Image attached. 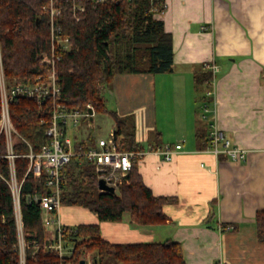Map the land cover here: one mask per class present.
<instances>
[{
	"label": "crops",
	"instance_id": "obj_1",
	"mask_svg": "<svg viewBox=\"0 0 264 264\" xmlns=\"http://www.w3.org/2000/svg\"><path fill=\"white\" fill-rule=\"evenodd\" d=\"M163 6L156 17L171 34L172 71L117 74L110 86L118 114L129 112L122 99L132 94L139 97L133 101L142 112L139 120L156 126L148 145L135 135L144 150L183 141L170 162L147 153L137 163L153 195L175 200L162 207L168 220L140 225L124 213L120 221L99 222L89 210L68 206L59 209V221L68 228L98 225L101 237L114 244L170 239L180 244L185 264H264L254 220L264 210V0H163ZM209 61L218 66L211 82L217 125L247 151L244 161L215 158L196 141V131L208 132L200 119L207 90L195 86L194 75ZM157 90L164 99L158 110ZM65 133L79 142L68 128Z\"/></svg>",
	"mask_w": 264,
	"mask_h": 264
},
{
	"label": "trees",
	"instance_id": "obj_2",
	"mask_svg": "<svg viewBox=\"0 0 264 264\" xmlns=\"http://www.w3.org/2000/svg\"><path fill=\"white\" fill-rule=\"evenodd\" d=\"M83 12L73 13L70 1L55 0V23L69 38L71 49L55 64L59 98H46L38 105L35 99L19 98L9 104L12 124L27 141L33 153L49 143L45 135L54 102L83 111L89 104L94 114L109 115L115 125L114 142L121 151H143L123 116L105 104V92L115 75L164 74L173 69L171 34L156 17L163 11V0H84ZM48 0H0V50L2 69L8 80L18 78L32 84L37 76L46 77L51 68L41 63L49 48ZM203 69V68H202ZM213 76L202 70L194 75L195 86L211 87ZM200 147L207 145L204 129L196 131ZM93 138L74 143V150L85 151ZM154 147V146H150ZM14 151L26 154L27 144L20 142ZM5 152V138L0 134V155ZM16 175L21 180L28 159H15ZM0 170L7 174V162L0 156ZM61 206L82 207L94 213L99 222L120 221L124 213L140 225H160L168 217L162 207L175 202L171 197L155 196L146 187L133 161L131 170L110 194L99 191L94 167L84 158H72L62 169ZM46 192L43 177L27 175L20 189V209L25 247L24 264H78L87 254L92 264H185L178 242L114 244L101 237L98 225L81 224L64 227L63 240L71 247L70 256L60 260L43 249L45 233L40 208L34 199ZM0 264H19L17 231L11 194L0 178ZM257 240L264 242V210L254 216Z\"/></svg>",
	"mask_w": 264,
	"mask_h": 264
},
{
	"label": "built area",
	"instance_id": "obj_3",
	"mask_svg": "<svg viewBox=\"0 0 264 264\" xmlns=\"http://www.w3.org/2000/svg\"><path fill=\"white\" fill-rule=\"evenodd\" d=\"M48 1L50 13L49 48L42 54L41 63L51 68L50 73L46 77L37 76L32 84L24 83L18 78H12V81H9L3 73L0 50V134L5 138V152L0 156L6 160L8 168L7 174H3L0 170V178L6 183L11 194L17 231L19 264H24L26 247L21 220L20 189L24 178L28 174L33 178L43 177L46 189L44 194L34 197L40 208V221L45 233L43 249L55 253L60 260H64L70 256L71 247H68L63 240L64 227L59 221L58 214L61 207L60 195L64 181L62 169L72 158L78 160L84 158L87 160L93 165L97 179H103L107 185L113 186L116 191L131 170L133 161L138 163L145 154L153 153L161 157L163 162H170L175 154L181 151L183 143L181 140L173 144H163L157 147L149 146L148 149L143 151H121L115 145L113 131H110L106 138L99 137L94 139V145L88 146L85 151H76L74 150V143L65 133L66 129L68 126L77 127L82 120L92 121L94 113L92 115L89 114L88 109L91 108L89 104L86 105L83 111H80L67 108L60 102H54L49 125L45 131V135L49 138V143L39 153L31 151L27 141L12 124L9 104L19 98L35 99L38 105L42 104L46 98H59L60 90L54 68L61 55L71 49L69 38L63 34L61 28L56 25L54 20L57 15V9L54 7L55 0ZM63 1L66 2L67 0ZM68 1L71 2L74 14L84 11V0ZM90 1L102 3L105 0ZM202 68L210 71L212 76L218 70V66L210 61L205 62ZM204 97L207 100L205 99V102L200 107V119L208 128L207 145L204 150L215 158L223 155L227 160L233 162L244 161L247 151L235 145L217 125L212 83L210 89L205 92ZM20 142L28 145V153L23 154L14 151V146ZM20 157L28 159L27 168L21 180L16 175L14 162L16 158ZM4 223L3 216H0V224ZM47 232H50V236L47 235ZM20 239L23 243L22 253L19 248ZM59 264L66 263L61 261Z\"/></svg>",
	"mask_w": 264,
	"mask_h": 264
},
{
	"label": "rangeland",
	"instance_id": "obj_4",
	"mask_svg": "<svg viewBox=\"0 0 264 264\" xmlns=\"http://www.w3.org/2000/svg\"><path fill=\"white\" fill-rule=\"evenodd\" d=\"M9 80V79H8ZM9 81H12L10 79ZM183 91V90H181ZM130 92V91H129ZM112 87L110 86L109 89L105 92V104L109 109L116 110V107L114 106L115 102L112 98ZM138 94V91H137ZM182 94V92H181ZM130 96L132 98H130ZM145 96V95H144ZM139 98V97H138ZM138 98L135 100L134 97L129 95L128 98H123L122 100L124 101L123 109L125 111H129L126 114H122L120 116H123L126 120L127 125L129 126V130L134 134V137H143L144 140H142L143 145H148L149 143H152L154 141V136H155V127L150 128L148 124L142 123L141 119L139 120V117L142 115L141 111L139 110V105L137 106L136 103H138ZM155 98L157 101V109L158 110V105L160 106V103H163V98L159 90L156 91L155 93ZM125 99V100H124ZM133 101H136L133 102ZM141 106H144L141 105ZM153 107V106H152ZM160 109V107H159ZM180 109V107H179ZM154 110V109H153ZM117 112V110H116ZM178 109H175V114H177ZM174 114V115H175ZM144 119V116H142ZM89 124V125H88ZM114 121L113 119L107 115V114H94L92 121L90 120H82L79 125L75 128L68 126V134L72 137L73 140H81V139H86L88 135H90L92 138L96 139L99 137L106 138L113 128ZM115 129V127H114ZM76 136L74 139L73 136ZM142 139V138H141ZM68 208V206H62L61 209ZM65 210V209H64ZM23 243L22 240L20 239L19 242V248L21 249V253L23 252ZM92 255L89 253L86 255V261L88 264H92ZM85 258V257H84Z\"/></svg>",
	"mask_w": 264,
	"mask_h": 264
},
{
	"label": "water",
	"instance_id": "obj_5",
	"mask_svg": "<svg viewBox=\"0 0 264 264\" xmlns=\"http://www.w3.org/2000/svg\"><path fill=\"white\" fill-rule=\"evenodd\" d=\"M88 112H89L90 115L93 114V110L91 108L88 109ZM91 119H92V116H91ZM97 187L102 192H107V193H110V194L115 192V188L113 186L107 185L106 182L103 179H98ZM78 264H88V263H87L85 258H81L78 261Z\"/></svg>",
	"mask_w": 264,
	"mask_h": 264
}]
</instances>
